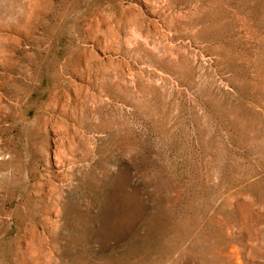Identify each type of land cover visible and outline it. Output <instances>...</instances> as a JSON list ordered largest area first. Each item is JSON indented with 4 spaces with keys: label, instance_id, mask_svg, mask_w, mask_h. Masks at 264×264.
<instances>
[{
    "label": "rangeland",
    "instance_id": "1",
    "mask_svg": "<svg viewBox=\"0 0 264 264\" xmlns=\"http://www.w3.org/2000/svg\"><path fill=\"white\" fill-rule=\"evenodd\" d=\"M0 264H264V0H0Z\"/></svg>",
    "mask_w": 264,
    "mask_h": 264
}]
</instances>
